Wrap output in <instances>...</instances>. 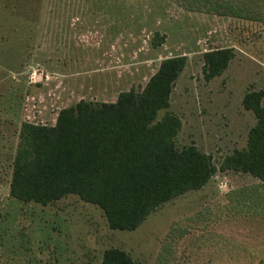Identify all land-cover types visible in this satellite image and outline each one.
Segmentation results:
<instances>
[{"label": "rangeland", "instance_id": "1", "mask_svg": "<svg viewBox=\"0 0 264 264\" xmlns=\"http://www.w3.org/2000/svg\"><path fill=\"white\" fill-rule=\"evenodd\" d=\"M160 36L164 43L154 46ZM219 47L236 55L206 80L203 55ZM175 56L187 57L169 108L183 122L177 145L195 144L210 156L216 170L207 185L163 203L134 230L112 229L98 205L76 194L47 205L10 195L23 122L53 125L62 108L80 100L110 102L122 91H140L160 62ZM259 89L263 21L192 10L182 0H0V264H101L109 247L139 264H157L183 220L260 182L219 167L246 147L256 118L243 97ZM221 232L238 250L193 231L179 241L176 264H264V231L234 224Z\"/></svg>", "mask_w": 264, "mask_h": 264}, {"label": "trees", "instance_id": "2", "mask_svg": "<svg viewBox=\"0 0 264 264\" xmlns=\"http://www.w3.org/2000/svg\"><path fill=\"white\" fill-rule=\"evenodd\" d=\"M182 1L192 10L264 22V0ZM164 41L165 36H160L153 44ZM235 55L230 47L207 50L203 55L205 79L221 75ZM186 64V56L165 58L140 91H122L110 102L80 100L62 108L53 125L23 122L10 195L47 205L76 194L98 205L112 229L134 230L163 203L203 188L216 166L195 144L177 145L183 122L169 109L175 82ZM243 105L253 112L256 122L248 132L246 147L227 154L219 167L249 173L260 182L235 188L225 201L183 220L182 229L173 228L168 234L157 264H176L179 241L193 231L203 240L211 237L220 244L229 243L226 251L238 248L233 246V237L221 232L225 225L246 226L250 233L262 235L264 90L247 92ZM101 264L139 263L124 249L109 247Z\"/></svg>", "mask_w": 264, "mask_h": 264}]
</instances>
